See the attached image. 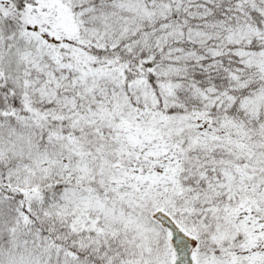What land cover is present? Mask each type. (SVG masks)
I'll return each instance as SVG.
<instances>
[{
	"label": "snow or ice",
	"instance_id": "1",
	"mask_svg": "<svg viewBox=\"0 0 264 264\" xmlns=\"http://www.w3.org/2000/svg\"><path fill=\"white\" fill-rule=\"evenodd\" d=\"M0 264H264V0H0Z\"/></svg>",
	"mask_w": 264,
	"mask_h": 264
}]
</instances>
